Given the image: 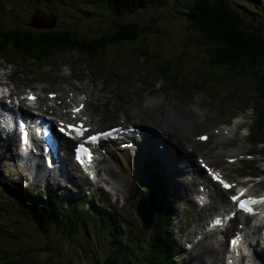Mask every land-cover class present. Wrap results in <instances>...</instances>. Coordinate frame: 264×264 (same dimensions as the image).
<instances>
[{
    "label": "trees",
    "instance_id": "trees-1",
    "mask_svg": "<svg viewBox=\"0 0 264 264\" xmlns=\"http://www.w3.org/2000/svg\"><path fill=\"white\" fill-rule=\"evenodd\" d=\"M255 1L257 3L251 0H0V55H10L28 63L31 61L32 64L76 53L85 60L92 76L100 79L104 75L101 71L103 61L115 53L105 54L121 51L123 45L130 42L135 50L125 51L130 62L142 61L147 65L142 70L145 73L154 72L157 78L163 80L166 89L181 87L184 93L191 92L190 96L201 93L216 104L220 97L227 95L225 88H228L230 95L237 90L234 81L239 77L251 79L254 91L264 97V68L260 66L264 62V54L262 58L255 59V47L264 45V32L261 25L244 20L242 8L237 6L249 3L253 8L246 5L244 8L251 14L256 13L254 8L264 11L261 6L264 0ZM92 5L95 10H91ZM149 5H169L187 20L188 28L195 34L192 41L187 39L179 43L184 49L173 60L167 58V63L162 60L165 54L161 48L155 50L149 47V37L159 32L153 28L152 22L120 23L122 14L140 11ZM101 9L104 12H100ZM36 19L41 21V26L36 25ZM138 40L140 42L137 44ZM114 42L118 43L114 45ZM151 45L154 47V44ZM187 45H193L192 52L206 45L197 51L203 60L187 74L188 77L192 74L195 76L191 79L182 76L178 80V75H182L180 68L169 70L165 64L181 62L188 53ZM202 62L208 65L206 69L201 68ZM153 64L158 66L154 67ZM213 68H224V73L218 76L209 71ZM198 78L202 81L199 82ZM214 91L217 92L212 93ZM124 93L129 100L133 99L131 89H124ZM252 97L253 125L249 132L256 142L264 146V101L257 102L255 96ZM115 103L124 106L118 97ZM134 174L138 188L142 186L144 191L143 194L138 192L137 199L135 191L127 195V202H134L133 208L137 209L142 197L150 200L154 212L149 227L144 226L139 214L131 216L123 209L117 210L95 197L96 206L94 204L92 208L96 217L106 231H113L110 232L111 241L119 247L104 256L96 257L93 253L87 257L83 255L88 264L180 263L176 260L178 248L167 236L169 231H177L173 224L176 215L171 203L173 194L167 190V174L159 168V161L151 158L140 169L135 168ZM3 191L0 197V264H33L36 251L42 249L34 242L40 243L50 233L59 232L67 239H72L78 233V221L75 219L78 215L74 214L77 199L70 202L63 200L66 205L62 200L56 204L34 195L32 190L22 188L20 184L5 185ZM114 212L125 219L123 224L118 222L115 228L109 229V223L114 222ZM131 222L144 233L142 244L136 249L131 248L125 235L118 233L119 229L121 232L127 230ZM29 227L34 228L32 234L28 231ZM84 233L89 236L88 230ZM32 235L38 237L35 239ZM78 249L88 252L81 246Z\"/></svg>",
    "mask_w": 264,
    "mask_h": 264
},
{
    "label": "rangeland",
    "instance_id": "rangeland-1",
    "mask_svg": "<svg viewBox=\"0 0 264 264\" xmlns=\"http://www.w3.org/2000/svg\"><path fill=\"white\" fill-rule=\"evenodd\" d=\"M240 2L243 3L242 1ZM251 2L257 3L255 0H251ZM244 5L253 8L252 5H250L249 3L237 5L242 8L241 10L243 19L246 21H250L253 25H261L264 32V25L262 24L264 22V11L254 8L256 13L251 14L249 12H246ZM149 6L150 7L140 9V11H131L122 14L120 17V23L125 24L129 21H136L138 23L152 22L153 28H157L159 32L153 33L149 37L148 41L151 44H154V47L151 44H149V47L150 49L155 48V50L161 48L165 54L162 60H166L167 63V58L169 60H173V58L181 50L184 49V46L179 43L187 39H190L192 41L193 37H195V34L192 33L188 28L187 20L185 21L184 17L180 16L176 11L172 9V7H169V5H164L160 7H155L153 5ZM261 6L264 7L263 4H261ZM91 10H95V7L93 6ZM100 12H104L103 9H101ZM105 14L108 15V12L105 11ZM36 25L41 26V21L36 19ZM107 25L109 26V23ZM139 42L140 40L137 41V44ZM117 43L118 42H114L112 44L115 45ZM187 46L188 53L182 59L181 62L178 63L174 61L175 65H169L164 63L165 65H167V68L169 70L170 68H180L182 75H178V80H180L182 76H185L190 79L195 76L192 74L190 77H188L187 74H189L191 72V69L197 66V64H200V62L203 60L201 56H198L197 51H199L201 48H205L206 45H202L201 48H195L193 52V45ZM113 48L117 49L116 47ZM123 48L124 49L121 50L123 52L112 51L110 53L105 54L112 55L115 53L113 57H107L102 63L101 71L104 73L106 80L104 81L102 80V78L99 80L94 78L96 84L91 81V76L88 73L85 60L76 53H73L69 56H62L56 59L44 61L43 63L35 62L29 64L24 60H15L10 65H7V67L5 68L7 75L6 77L11 80V82L17 84H34L36 88L39 84V87H45L43 90L44 95L48 93L47 91H50L51 93L53 91V93L58 92L57 87L59 85H62L67 88L71 87L70 84H73L75 86L74 88L71 87L67 89L71 91L70 93H73V96H75L73 97V99H75V102H77V97L82 92L81 90H84L85 92L81 93V99L83 100L82 96H84V99L86 97V101L88 103L90 102L89 100L91 98H89L88 100L86 94H90L88 88H90L92 84H94L95 89L98 91H102L105 88L109 87L110 91L104 94L102 93L103 96L98 99V102L101 104L105 102L104 113L105 117H107L108 119H106L103 123H108L110 117L113 115L115 117L113 118V121L115 123L118 122V117L124 116L128 119V122H133L138 119L140 124L146 126L147 121L145 120L148 117L150 120H152L151 118H156V113L160 114L162 111L174 110L176 112V114L173 115L176 116V118H174V126L176 129L182 130L184 124L185 127L187 126L188 132L191 135L192 133L197 134L200 132L201 134H207L208 137L217 128H221L223 125L226 124L230 125L233 119H231L230 117L233 114H235V116H239L242 119L243 123L249 124L251 118V110L248 106L251 105L253 102L252 95L255 96L257 102L264 101V97L254 91L253 84H251L253 83L251 79L239 77H236L234 81V87H236L237 90L234 91L232 95H230L228 88H225V90L227 91V95L220 97L216 104L214 102L209 101V99H207L201 93L190 96L191 92L184 93L181 87H173L171 89H166L163 85V80L161 78H157L154 72L145 73L142 70V67L147 66L146 64L141 63L142 61L134 62V60H132L133 62H130L131 59H129V56L125 52L126 50H131L132 52H135L130 42H126L123 45ZM255 48V59L262 58L264 54V45H258ZM4 62L5 59L3 58V56L0 55V74L2 70L1 66H3ZM153 66L157 67L158 65L153 64ZM260 66L264 68V62H262ZM207 67L208 65L202 62L201 68L206 69ZM209 71H212L214 72V74L221 76L224 73V68H213ZM32 76L33 78H31ZM24 79H27L25 80L27 82H21ZM28 79H30V81ZM198 81L201 82L202 79L198 78ZM231 82H233V80H231ZM205 85H207V81L205 82ZM124 89H131L133 91L132 100H129L125 96ZM245 91H249L250 93H245ZM215 92L217 91H214L212 93ZM117 97L123 101L124 106H120V104L118 105L115 103ZM108 98H110V100ZM69 106L70 104L67 105V108ZM95 106H97V100L94 104V108ZM89 110H91V106L90 108H88V110L86 109V111L87 114L93 118L95 123L96 120L94 119V111ZM183 111H191L193 113V116L195 117H198L199 113H203L202 118L204 125H194V118L191 117L190 114L180 113ZM185 130L186 129L184 128L182 131ZM236 135L237 133H235V136ZM238 136L239 137L233 141V137L231 134V137L228 136L229 139L225 140L226 142L220 143L219 145L222 148L229 145L226 148H230L232 150L237 149L239 151L246 152L248 154V158L245 159L251 161V163L246 166V163L244 162V168L240 167V161H235L232 164L227 163L224 167V173L225 175L228 174L227 176L231 177L232 179L238 178V176L243 174L244 172L257 173V179L254 180L252 183H246L245 186L249 187L250 193H263L264 174L261 160L263 159L264 155L261 153H256L260 152L262 147L260 145H250L247 140L242 136L241 132L238 133ZM161 140L162 136L159 135V137H157L155 141L160 142ZM207 147V145H202L201 148L206 149ZM199 149L200 148L196 149L194 154L191 155L190 158L193 162H195V166L199 168V171H202L201 167L195 161L196 156L201 154L199 153ZM210 151H214L211 150V148L207 150V155L210 156L211 159L215 161L216 159H221L223 162L226 161V158L223 160V156H212V153H210ZM217 151H220V149ZM127 154L131 157L135 155L132 150L127 151ZM242 155L240 154V156ZM107 158H109V156ZM99 160L98 164H100ZM140 163L143 164L142 158ZM208 164L217 165L216 162L210 161L208 162ZM104 166H106V164H104ZM65 170L70 173L71 165L65 163L61 169L59 168L57 170H48L47 172L42 173L39 176H35L30 175L27 171L20 170V168L18 167L15 168L14 162L8 157H4L0 161V197L4 194L3 189L5 185L20 184L22 188H29L30 190H32L34 195H39L42 198H46V201L54 202L56 204H58L60 200H62V203L64 205L67 204L66 202H70L71 200L77 199L78 201V203L75 205L76 211L74 212L75 215H78V217H75V219H77L78 221V233L75 234L72 239H67L65 236H62L59 232H57V234L50 233L43 240H40V243L35 244L34 242V245H36L37 247L41 246L42 249H38L36 251L37 255L35 256L33 264H88V262L85 261L84 256L87 257L91 253H93L96 257L104 256L111 253L112 250L118 249L119 246L111 241L112 237L110 232L113 233V231H106V228L102 227L100 220L96 217V212L94 208H92V205L95 204V200L92 198L95 195L100 194L101 198L105 199L104 203L110 207H113L117 210L123 209L127 212V214L131 216L133 214L137 215L136 211L133 208L134 202H127L126 205L118 204L104 190L101 189L100 192H97L93 186L89 185H86L84 186V188L77 190L75 185H73V182H71L68 176L64 173ZM117 174V172H113V175H109L111 181L107 182L105 185H109L110 188L114 187V185H119V181L116 177ZM49 175H51L53 178L49 179ZM183 176H185L183 180L186 181L188 177L187 174H183ZM179 178L180 177H175L176 181L174 179L173 181L178 184L180 183ZM103 181L104 180L100 177V179H93L92 181H89V183L101 184L104 183ZM172 186V182L169 181V186L167 185V190H172ZM185 187V183L184 185H181V188ZM127 188L125 187V185H123L119 189L126 194ZM191 188L192 183H188L185 192L187 193L189 191H193L194 189ZM194 188L198 189V185H195ZM133 191H131V193ZM143 191L144 187L142 186H140L137 191H135L136 199L139 198V196L137 195L138 192L143 194ZM215 191L217 190H214V192ZM83 192L86 195L83 194ZM220 193L221 195L218 196V194ZM77 195L78 197H76ZM216 195L217 196H214L213 198L211 197L212 203L209 204L208 209L199 210L193 209V206L188 209L191 204H189L185 200V198L180 197L179 194H173V197L177 200H184L181 205V215L179 214V208L177 203L171 201L172 205L176 210V215L174 217L173 224L176 228H178V231L175 233L169 231L167 236H169L168 240L172 241L177 246L178 253H175L176 260L181 264H205L203 262L205 260L200 255L203 254L211 260V257H214V255H209V251H211V253H221L220 258H222V264H225V259H223V257L227 246V240L229 236H232L231 234H229L230 232L226 231L224 239L221 234L219 236L218 233L215 232L211 234L206 233L205 235H203L202 232L204 230L205 222L208 219L207 216L213 215V213L217 212L218 209H223L225 205L224 203L219 202V198L221 200V198L225 194L219 191V193L217 192ZM186 199L190 203H192L190 197H186ZM63 200H65L66 202ZM148 209L150 211L152 210L151 202L147 197H142L138 204V213L141 215V212H144ZM117 215L118 213L114 212V222L111 221L109 223V229L115 228L118 222L123 224L125 218H123L122 215L120 217ZM147 217L149 220L146 224L144 223V226L150 225L151 213ZM261 228L262 226L259 228V230H257V232H253L252 230L251 237L248 236L249 241L253 244L255 249L258 250L264 248V234ZM33 229V227H29V233L32 234ZM86 230L89 231V236L84 233V231L86 232ZM118 233L120 235L126 236L127 241L131 243L130 246L132 249H136L142 244V236L144 233H141L140 228L136 227L135 223L133 222H131V226L127 228V230L121 232V230L119 229ZM32 236L35 239L38 237V235ZM178 238L181 242L180 245H178ZM218 239H221V244L217 247L216 243ZM197 242L200 243L196 246ZM199 245L200 247H198ZM78 246L87 249L88 252H82L78 249ZM239 264L248 263L247 261H240Z\"/></svg>",
    "mask_w": 264,
    "mask_h": 264
},
{
    "label": "bare ground",
    "instance_id": "bare-ground-1",
    "mask_svg": "<svg viewBox=\"0 0 264 264\" xmlns=\"http://www.w3.org/2000/svg\"><path fill=\"white\" fill-rule=\"evenodd\" d=\"M70 86L72 88L75 87L73 84H70ZM71 87H67V88H71ZM44 88L45 87H43V88L39 87L38 89L40 90L41 93H43ZM67 88H65L62 85H59L57 87L58 92H56V94H57V96H61V97H64L65 95L69 96L70 98L72 97L71 98L72 103H70V106L67 108V110L69 112H74L75 109L78 107V105L81 102H84V96H82V98H83V100H82L81 99V93H85V92H84V90H81L82 92L77 97V102H75L74 101L75 99H73V97H75V96H73V93H70L71 91L68 90ZM86 88H88V87H86ZM88 89L90 91V94H86L88 100H89V98L96 99L97 94L94 95V92H93L96 90L94 84H92V86ZM40 95H42V94H40ZM66 105L63 107L66 108L67 107ZM53 108H55V106H53ZM206 111H208V110H206ZM180 113L190 114V116L194 118V120H193L194 125L195 124H197V126H203L204 125L203 124V118H202L203 113H199L198 117L193 116V113L191 111H185V112L183 111ZM174 114H176V112L174 110H168V111H162L160 114L156 113L155 119L150 117L152 119V120H150L148 117L145 120V121H147V124H148V125L146 124V127L148 126V129H147L148 131H147V134L144 135V137L146 138V146L150 149L151 153L154 156L161 158L162 163L164 164V166L166 168V170H165L162 166H160L161 170L163 172H165V173L167 172L169 174V177L167 180L168 186H169V181H171L173 184V186L171 187L172 191H178L180 196H184L187 194L185 192V189L187 188V186L185 188H181V185H184V183H186V181L183 180L185 177V176H183V174H187L186 170H193V171L197 170L196 166H194L192 164L190 156L193 155L195 150L198 147L202 146V144H204V143L208 144L210 146L212 145L215 148H219L221 150L222 147L219 144L226 142L225 140H228L229 137H231V134H232L233 138L235 137V133H237L238 125L242 122V119L239 116H236L235 118H233L232 126L228 130L230 135H227L228 133H225L224 132L225 129H223L221 127V128H217L213 133H211V135L207 138V140L205 142H200L199 140L192 138L193 136L188 132L187 126L185 127V125H184V127L186 129L185 131L178 130L175 128L174 118H176V116H173ZM83 115H87V117H90L88 124L92 125V122L94 124L93 118L87 114L86 109H85V113H83ZM91 115H92V112H91ZM126 127H127V125L123 126V128H126ZM159 135L162 136V140L160 142H156L155 140L157 137H159ZM142 137H143V135H142ZM188 140H190V141H188ZM159 144H161L163 146V150H160V148L158 146ZM69 145L70 146L73 145L72 140H69ZM7 146L8 145L0 144V161L2 160V157L5 156V151L2 148L6 149ZM188 146H190L191 148ZM227 146H229V145H227ZM103 147L105 148V152L107 154V157L109 156V158H110L109 163L106 164V166H104V170L108 174V176L113 175V172L118 173L116 177L119 181V185L118 184L114 185V188H115V190H119V188L121 186H123L125 183L130 182L134 179L133 178L134 169L135 168L140 169L143 166V164H141L140 162H141V158L144 162L145 153H139L137 146H134L130 149H127L122 153L117 152L115 145L112 143H110V144L109 143H103V146H101L100 148H103ZM23 149L28 151L27 153L29 155L34 154V150L31 146L27 145ZM129 150H132V152L135 153V155L133 157H131L130 155L127 154V151H129ZM210 153H212V156H215V157H219L221 155L220 151H217V152H211L210 151ZM240 154H241V152H233V154L225 155V158H226V160L230 157L239 158ZM160 156H162V157H160ZM200 157H203V156H200ZM100 158L101 157L98 156V160ZM205 158L210 162H216L217 165H215V164H209V165L214 166L215 168L219 169L221 172L224 173V167L228 163L227 161L223 162L221 159H219V160L216 159V161H212V160H209L207 156H205ZM203 161H204V159H203ZM237 161H238V159H237ZM180 163H185L186 166H182ZM14 164H15V160H14ZM207 164H208V162H207ZM41 170H44V169H41ZM64 173L68 176L69 180L71 182H73V184H74V180H73L72 175L67 170H65ZM34 175L39 176L37 171L35 172ZM97 177L100 178V173L98 170H97ZM175 177L176 178L180 177L179 178L180 181L178 180L180 183L177 184L176 182L173 181V179L175 180ZM52 178L53 177L51 175H49V179H52ZM231 181H235V179H232ZM238 181L241 183L244 182L243 180H238ZM204 182H207V180H204ZM134 186L135 185H131L130 187L127 188L126 191L131 192L135 188ZM245 189L247 192L250 190L249 187H246V186H245ZM216 194H217V191L214 192L215 196H216ZM220 202L224 203L228 207L231 206V202L228 200V197L225 195H223ZM156 203H158V202H156ZM150 213H151V211L149 209L144 211V212H141V218L143 220V223L146 224L148 222L149 219L147 216L150 215ZM241 223L245 224L244 229H245L246 233L248 234V236H250V237H251V231L252 230H253V232H255V231L257 232V230H259L260 226H263L262 224L258 223L257 220L256 221H249V218H245L244 222H241ZM227 230H228V228L225 229V231H227ZM228 240H229V238H228ZM228 240H227V243H228ZM199 243L200 242H197L196 246ZM216 244L218 247V245L221 244V239H218ZM198 247H200V245ZM241 247H242V245H239V248H241ZM227 253L229 255L228 258L232 259L230 261V263H234L236 261H239L235 251L229 250L228 246H227ZM255 254H256V256H258L259 260L264 264V248H261L259 250L256 249ZM209 255H214V257H211V260H210V258L204 256L203 254L200 255L205 260V261H203L205 264H222V261H221L222 258H220L221 253H219V254L217 252L211 253V251H209ZM214 259H215V262H214ZM223 259H224V257H223ZM245 261H247V263L250 264L249 258H246Z\"/></svg>",
    "mask_w": 264,
    "mask_h": 264
},
{
    "label": "snow or ice",
    "instance_id": "snow-or-ice-1",
    "mask_svg": "<svg viewBox=\"0 0 264 264\" xmlns=\"http://www.w3.org/2000/svg\"><path fill=\"white\" fill-rule=\"evenodd\" d=\"M30 99H35L34 97H29ZM83 107V106H81ZM75 111H79V109H75ZM71 127V126H70ZM61 131H64L63 128L60 129ZM79 134H83V128L82 126L80 127L79 129ZM101 135H104V134H101ZM98 137H90L89 139L91 140H95L97 139ZM225 187H230V185L228 184H225ZM241 195H243V193H241ZM233 201H237L239 200V197H232ZM257 202H264V197H261L259 201L253 199V198H249L247 201L245 200H240V203H239V206L244 209L245 211H248V212H251L252 211V208L249 207L248 205L251 204V203H257ZM233 243H238V240L236 241H233Z\"/></svg>",
    "mask_w": 264,
    "mask_h": 264
},
{
    "label": "water",
    "instance_id": "water-1",
    "mask_svg": "<svg viewBox=\"0 0 264 264\" xmlns=\"http://www.w3.org/2000/svg\"><path fill=\"white\" fill-rule=\"evenodd\" d=\"M146 228H148L149 227V225L148 226H145Z\"/></svg>",
    "mask_w": 264,
    "mask_h": 264
},
{
    "label": "flooded vegetation",
    "instance_id": "flooded-vegetation-1",
    "mask_svg": "<svg viewBox=\"0 0 264 264\" xmlns=\"http://www.w3.org/2000/svg\"><path fill=\"white\" fill-rule=\"evenodd\" d=\"M252 115H253V112H252Z\"/></svg>",
    "mask_w": 264,
    "mask_h": 264
}]
</instances>
